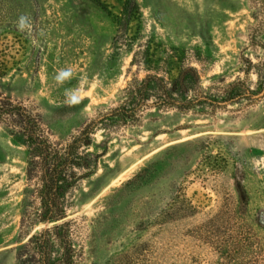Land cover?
I'll list each match as a JSON object with an SVG mask.
<instances>
[{"label":"rangeland","instance_id":"374dc122","mask_svg":"<svg viewBox=\"0 0 264 264\" xmlns=\"http://www.w3.org/2000/svg\"><path fill=\"white\" fill-rule=\"evenodd\" d=\"M124 1L102 0L106 11L91 0H0V95L23 103L56 144L98 122L91 174L65 199L77 264H122L129 253L134 264H264V5L136 0L132 21ZM22 15L30 32L16 27ZM176 54L207 103L149 107L137 126L103 121L131 83L169 78ZM68 67L73 78L57 85ZM84 76L96 87L66 106L65 89ZM28 162L0 124V264H16L31 237L21 231ZM171 206L174 220H163Z\"/></svg>","mask_w":264,"mask_h":264},{"label":"trees","instance_id":"16d2710c","mask_svg":"<svg viewBox=\"0 0 264 264\" xmlns=\"http://www.w3.org/2000/svg\"><path fill=\"white\" fill-rule=\"evenodd\" d=\"M91 1L107 11L102 0ZM256 1L264 5V0ZM123 10L129 20H140L136 0H125ZM177 54L170 57V68L166 71L169 78L147 75L143 80L131 83L126 89L124 105L106 115L103 121L137 126L143 112L149 107L189 110L195 102L207 103L203 91L197 92L201 88L197 71L183 67ZM147 63L149 66L150 58ZM192 93H196L193 100L188 98ZM0 124L9 129L14 142L26 146L29 153L28 187L24 194L21 231L25 237H31L18 249L16 264H77V252L73 244L76 222L68 219L65 199L77 183L91 174L89 159L92 154L88 146L98 122L92 121L85 125L68 142L56 144L41 120L23 103L0 95ZM81 169L84 171L82 174L79 172ZM175 207L171 206L164 212L162 219L174 220L173 216L177 214ZM40 225L43 228L32 235ZM234 248L241 251L242 241L237 242ZM228 250L226 247L227 257L231 254V250ZM121 262L134 264L136 259L133 253H129Z\"/></svg>","mask_w":264,"mask_h":264},{"label":"clouds","instance_id":"9594fccd","mask_svg":"<svg viewBox=\"0 0 264 264\" xmlns=\"http://www.w3.org/2000/svg\"><path fill=\"white\" fill-rule=\"evenodd\" d=\"M16 27L18 31L25 32L31 31V22L28 16H20ZM73 69L71 67L62 68L57 71L55 75V82L59 86H63L65 82L73 78ZM96 87L95 82H89L86 76L81 77L79 84L75 88L65 89L63 103L68 107L79 105L86 97L90 95L92 89Z\"/></svg>","mask_w":264,"mask_h":264}]
</instances>
